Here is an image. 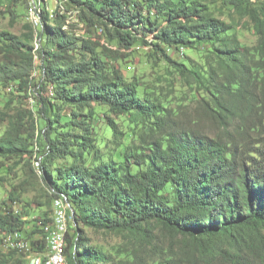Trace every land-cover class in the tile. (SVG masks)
Returning <instances> with one entry per match:
<instances>
[{
    "label": "trees",
    "instance_id": "obj_1",
    "mask_svg": "<svg viewBox=\"0 0 264 264\" xmlns=\"http://www.w3.org/2000/svg\"><path fill=\"white\" fill-rule=\"evenodd\" d=\"M66 2L85 27L80 35L45 3L36 28L0 30V98L12 107L0 168L23 162L43 189L38 208L65 197L68 264H264V0L228 1L250 24V46L200 0ZM138 44L195 86L196 106L172 108L142 91L135 75L125 77L123 62ZM183 49L201 52L203 63L169 53ZM121 115L137 127L127 141ZM99 122L112 133L108 152L97 140ZM27 183L0 201V247L9 249L0 264H27L23 252L1 244L7 232L23 233L34 251L47 247L41 225L52 215L27 228ZM86 228L127 236L129 245L106 252ZM155 230L171 243H158Z\"/></svg>",
    "mask_w": 264,
    "mask_h": 264
},
{
    "label": "rangeland",
    "instance_id": "obj_2",
    "mask_svg": "<svg viewBox=\"0 0 264 264\" xmlns=\"http://www.w3.org/2000/svg\"><path fill=\"white\" fill-rule=\"evenodd\" d=\"M60 1L64 2V4H60L59 8H57ZM200 1L211 10V13L214 16L229 22L235 28L234 36L240 43L247 46L255 43L256 37L250 29V24L246 18H241L235 12L233 7L228 4L229 0ZM43 3L46 4L50 13H55L59 10L60 13L67 17V24H74V30L77 34L80 35L82 32H85V27L79 19L72 16L77 15L78 11L74 12V7H69L66 0H39L38 3H34V5H36V14L39 17V23L40 15L38 8H40ZM28 6H30L28 2L12 6L7 0H3V2L0 3V30L20 35L27 32L28 27L36 28L39 23L33 25L31 22V7ZM9 8L13 9V14L7 13V9ZM149 36L151 37V34H149ZM36 41L37 40L35 39L34 45L37 47ZM132 49L135 50L134 53L123 62V72L126 78L130 79L132 75H135L139 79L142 91H146V93L150 94L154 99L158 98L172 108L188 112L192 107L196 106L200 100L199 93L195 90V86L189 84V80L181 76L173 67L165 64L164 61H155L150 56L148 46L138 44ZM169 53L172 58L184 62L186 65H189V60H186L185 58L192 59L198 64L203 63V54L195 49H183V52L179 53L180 55H178V52H175V50H170ZM3 93L2 87L0 86V95H3ZM4 100V97L2 99L0 98V134L5 132L6 112L7 114L12 112V107L11 109H5ZM29 100L30 104L31 99ZM104 109L105 107H97V112H102ZM63 111H65V108L61 110V113ZM127 118V115L116 117V123L119 130L125 134L124 141H127L132 137V128H134V130L137 129V127H134L133 124L129 123ZM94 130L96 132L97 140L101 141L100 147L103 151L108 152V150H112L114 144L112 143L113 137L110 130L100 122L96 123ZM15 161L16 159H8L5 161V166L0 168V201H6V203H8V193L12 186H19L22 182L23 184L28 182L26 184L27 190L21 192L23 200L32 203V207L29 209L30 215L27 216V228L30 229L36 222L35 219L37 216L46 211L49 213V216L50 214L52 215V220L45 225H41V227L49 235L51 233L50 231H53L55 228L53 205L51 207L43 206L40 208L35 206V199L43 200V189L40 180H32V177H30L29 171L23 165V162L15 164ZM19 206L21 207L22 203L19 204ZM85 233L90 238L91 244L102 248L106 252H112L120 248L123 249V247L129 245L128 237L121 234L106 231H93L89 228L85 229ZM155 234L158 236V243H162L163 247L167 246L168 243H171L170 240L161 236L159 230H155ZM8 250L9 249L0 247V254L6 253ZM143 256L144 258H148V254H144Z\"/></svg>",
    "mask_w": 264,
    "mask_h": 264
},
{
    "label": "bare ground",
    "instance_id": "obj_3",
    "mask_svg": "<svg viewBox=\"0 0 264 264\" xmlns=\"http://www.w3.org/2000/svg\"><path fill=\"white\" fill-rule=\"evenodd\" d=\"M30 20L33 23V25H36L39 23V17L37 16V22L33 18V15L31 14ZM36 46L34 45V58L37 59L35 50ZM37 73L36 70L33 71V74ZM51 93V90H49ZM31 99V105L33 103V98ZM30 101V100H29ZM37 165V164H36ZM53 215H54V223L55 228L53 231H57V228L60 225V220H64V226L66 227V231H68V212L60 213L57 206V198L53 199ZM24 236L19 231H12L7 232L1 237V244H3L6 247L15 249L17 251H21L26 255L27 264H51L54 262V256H55V249L52 247V234L50 233L48 235V241H47V247L44 251L38 252L34 251L32 246H26L24 243H18L17 239H23ZM64 245H66V237H64ZM61 261L63 264H68L67 258H66V252L63 251L61 253Z\"/></svg>",
    "mask_w": 264,
    "mask_h": 264
},
{
    "label": "built area",
    "instance_id": "obj_4",
    "mask_svg": "<svg viewBox=\"0 0 264 264\" xmlns=\"http://www.w3.org/2000/svg\"><path fill=\"white\" fill-rule=\"evenodd\" d=\"M60 4H64V2L60 1L57 8H59ZM28 7H31V14L37 22L36 5H34L33 0H30V6ZM72 16L78 18L77 15ZM45 93L48 94L47 89ZM57 206L60 213L71 212L69 203L66 201L64 196L57 197ZM50 232L52 234V247L55 249L54 262H52L51 264H63L61 261V253L66 250L67 246L64 245V237L67 236L66 227L64 226V220H60V225L57 228V231ZM17 242L24 243L26 246H32L30 240L26 239L25 237L23 239H17Z\"/></svg>",
    "mask_w": 264,
    "mask_h": 264
},
{
    "label": "water",
    "instance_id": "obj_5",
    "mask_svg": "<svg viewBox=\"0 0 264 264\" xmlns=\"http://www.w3.org/2000/svg\"><path fill=\"white\" fill-rule=\"evenodd\" d=\"M72 215V214H71Z\"/></svg>",
    "mask_w": 264,
    "mask_h": 264
}]
</instances>
